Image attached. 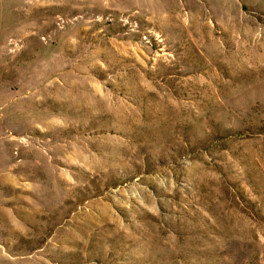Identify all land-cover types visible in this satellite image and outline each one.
Listing matches in <instances>:
<instances>
[{
    "label": "rangeland",
    "instance_id": "374dc122",
    "mask_svg": "<svg viewBox=\"0 0 264 264\" xmlns=\"http://www.w3.org/2000/svg\"><path fill=\"white\" fill-rule=\"evenodd\" d=\"M0 264H264V0H0Z\"/></svg>",
    "mask_w": 264,
    "mask_h": 264
}]
</instances>
